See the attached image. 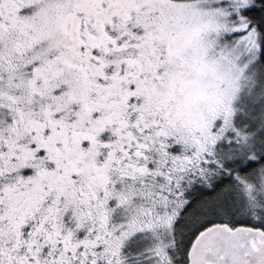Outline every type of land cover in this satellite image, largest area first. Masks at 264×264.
Wrapping results in <instances>:
<instances>
[{"label":"snow or ice","instance_id":"6c2138e0","mask_svg":"<svg viewBox=\"0 0 264 264\" xmlns=\"http://www.w3.org/2000/svg\"><path fill=\"white\" fill-rule=\"evenodd\" d=\"M0 264H264V0H0Z\"/></svg>","mask_w":264,"mask_h":264}]
</instances>
